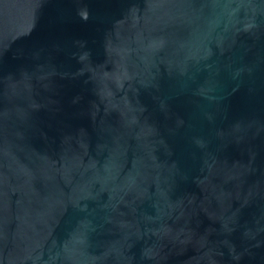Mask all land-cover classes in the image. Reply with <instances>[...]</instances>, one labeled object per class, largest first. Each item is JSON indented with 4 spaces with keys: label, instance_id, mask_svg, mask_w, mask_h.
Returning <instances> with one entry per match:
<instances>
[{
    "label": "water",
    "instance_id": "95a60500",
    "mask_svg": "<svg viewBox=\"0 0 264 264\" xmlns=\"http://www.w3.org/2000/svg\"><path fill=\"white\" fill-rule=\"evenodd\" d=\"M0 264H264V0H0Z\"/></svg>",
    "mask_w": 264,
    "mask_h": 264
}]
</instances>
